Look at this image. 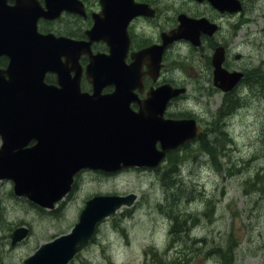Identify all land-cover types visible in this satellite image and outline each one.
Returning <instances> with one entry per match:
<instances>
[{"label":"water","instance_id":"water-1","mask_svg":"<svg viewBox=\"0 0 264 264\" xmlns=\"http://www.w3.org/2000/svg\"><path fill=\"white\" fill-rule=\"evenodd\" d=\"M6 1L0 0V55L9 57L7 67L0 68V179H11L16 194L53 207L69 192L79 170L113 172L123 167L155 166L166 151L197 133L194 119L163 117L166 105L185 91L183 87L162 84L150 92L148 99L139 102V111L130 108L131 101H136L132 89L141 82L139 58L148 51L134 54L136 62L125 67L129 72L121 69L120 56L128 48L130 20L136 15H153L147 4L100 0L103 10L94 15L95 24L87 31L90 40L76 41L37 30L39 17L57 16L62 5L72 0H63L61 6L47 11L38 8L35 0H16L15 5ZM210 1L220 9L241 8L234 0ZM178 19L179 26L166 35L169 39L165 36L164 43L186 38L197 45L205 23L206 31L215 27L204 17L180 14ZM99 39L110 46L109 55H92L89 46ZM82 52L91 56L88 73L94 76L96 86L92 95L80 90L78 72L71 76ZM160 60L158 51L156 65ZM213 63L216 85L225 87L222 82L228 76L233 81L237 79V74H228L221 67L217 55ZM48 72L56 73L57 84L45 81ZM111 81L118 83L116 92L101 95L102 86ZM126 85L132 89L123 97L122 93L129 91ZM157 141L162 144L160 150ZM135 197L133 193L93 196L69 233L41 245L24 264H67L88 244L101 219L122 205L132 204ZM26 233V228L17 229L12 234L13 241Z\"/></svg>","mask_w":264,"mask_h":264},{"label":"rangeland","instance_id":"rangeland-1","mask_svg":"<svg viewBox=\"0 0 264 264\" xmlns=\"http://www.w3.org/2000/svg\"><path fill=\"white\" fill-rule=\"evenodd\" d=\"M174 4L187 9L201 8L182 0ZM257 20L253 29L260 35L250 52L258 53L260 61L264 60V19ZM152 27L148 22H138L136 31L149 32ZM190 53L182 45L174 47L173 54L169 53L173 66L167 69L176 79L187 78L192 83L185 106L204 107L205 99L198 91L195 74L199 72L200 53L192 52L188 58L194 63L179 59L180 55ZM261 98L260 94L256 129L249 125L255 116L244 111L240 121L238 115L231 132L234 143L226 144L223 152L222 135L211 120L206 138L215 146L214 156L191 146L186 153L184 150L174 155L172 173L166 178L163 172L172 163L157 170H124L109 178L84 171L66 203H59L51 212L22 201L11 204L6 199L0 210V264H24L23 260L43 242L68 231L77 221L85 200L93 194L130 192L138 196L134 205L106 220L98 230L96 244L70 264H264V168L253 174L256 165L264 163ZM254 154L258 163L253 160ZM173 178L182 183L169 185L168 180ZM210 199L212 204L207 206ZM175 211L183 217L185 212L192 216L184 234L170 231ZM19 226L28 227L29 234L12 245L11 233Z\"/></svg>","mask_w":264,"mask_h":264},{"label":"flooded vegetation","instance_id":"flooded-vegetation-1","mask_svg":"<svg viewBox=\"0 0 264 264\" xmlns=\"http://www.w3.org/2000/svg\"><path fill=\"white\" fill-rule=\"evenodd\" d=\"M76 7L79 8L78 0H75ZM87 12L99 11L101 6L99 0H82ZM138 3H146L154 10V15H140L134 17L129 25L128 32L131 37V43L127 52L121 53V59L126 63L131 64L135 61L133 53L146 47L160 44L163 41V34L172 31L178 26V15L186 13L193 17L207 18L210 23L216 27H208L201 30L200 44L197 46L190 45L191 43L185 39L175 40L168 43L163 50L161 59V69H155V62L151 55L143 56L140 61L141 73L143 74L142 91L136 89L138 99L144 100L150 89L158 87L164 82H169L174 86H185L187 90L184 94L174 98L167 106L165 117L169 118H194L197 120L198 128L202 129L197 135L187 141L184 145L178 148V152H182L183 148L188 145L196 146L203 144L206 140L207 124L213 120L217 122L219 129L224 135L231 136L232 127L236 123L238 115L242 121V115L245 111L246 115L255 116V119L250 121L249 125L253 126V130L258 126L256 109L260 108L259 99L262 96L264 103V60L259 61L258 53L250 52V48L255 44L260 33L253 29L257 19H264V0H237L241 8L238 11H218L211 5L208 0L198 2L195 0H182L183 3L189 2L196 9H187L183 5L176 7L175 1L179 0H135ZM43 8H47L46 0H40ZM164 17V21H159ZM163 21V22H162ZM138 22H148L153 27L149 32L136 31ZM92 18L88 14L83 16L79 13L64 11L61 16L56 19H41L39 28L43 31H53L56 34H66L70 37L87 39L86 30L92 26ZM211 30H214L211 33ZM264 37V34H263ZM184 45L191 52L188 57H191L192 52L200 53L197 67L199 69L197 75L198 90L200 87L201 93L205 99L204 107L199 104L194 105L190 110L185 111V104L188 102V86L190 81L185 78L183 80L176 79L170 75L169 66L172 65L171 56L174 47ZM184 47V48H185ZM222 47V49H221ZM94 52H109L108 46L103 41L93 43ZM215 52L222 61V67L228 73H236L240 77L231 85V78L225 79L224 86L226 89L217 88L214 85V65L213 56ZM194 63L193 60H189ZM89 62V56L84 54L81 56V63L85 67ZM192 71L194 66L190 64ZM160 68V67H159ZM93 84L86 77L85 72L82 76L81 88L82 91H93ZM113 84H108L103 87V93H110L114 90ZM224 88V87H223ZM208 98V102H206ZM261 103V106H262ZM131 108L139 110L140 104L132 101ZM185 109V110H184ZM264 124V121L261 122ZM215 126V125H213ZM228 138V137H227ZM159 146V145H158ZM10 181H0V209L3 207L4 201L9 199L5 193V186L10 185ZM17 197L10 194V203L15 202Z\"/></svg>","mask_w":264,"mask_h":264},{"label":"trees","instance_id":"trees-1","mask_svg":"<svg viewBox=\"0 0 264 264\" xmlns=\"http://www.w3.org/2000/svg\"><path fill=\"white\" fill-rule=\"evenodd\" d=\"M7 62V59H1L0 60V64L1 65H4L5 63ZM48 80H50V81H54V76H52V75H49L48 76ZM202 147H203V149L206 151V154L207 155H213L214 156V153L216 152V149H215V146L213 145V144H210L209 142H208V139L206 138V140L204 139V143L202 144ZM173 156V155H172ZM174 159V158H173ZM172 159V157H171V159H170V161H169V163H172L171 165H170V167L169 168H165V171L163 172V176L166 178V176L168 175V176H170L171 175V173H172V169L170 170V168H172V165H173V163H174V161H175V159L173 160ZM177 165V164H176ZM178 166V165H177ZM180 168V167H179ZM169 181V185H177L178 184V181L179 182H181V180H179V179H171V180H168ZM182 183V182H181ZM206 203H208V205L207 206H210L211 204H212V199H210L208 202H206ZM171 208V207H170ZM181 213H182V211H181ZM185 214H186V216H182V214H179V212L177 211H175L171 216L173 217V219H174V221H173V224H172V227L170 228V231H171V233L173 234V233H176V234H180V233H185L186 231H185V229H186V226H187V221H188V219H189V217H191V216H189L186 212H185ZM180 220H182V224L180 225V224H178L179 223V221ZM220 249H217V253H220ZM233 264H236L235 262L233 263Z\"/></svg>","mask_w":264,"mask_h":264},{"label":"bare ground","instance_id":"bare-ground-1","mask_svg":"<svg viewBox=\"0 0 264 264\" xmlns=\"http://www.w3.org/2000/svg\"><path fill=\"white\" fill-rule=\"evenodd\" d=\"M0 7H2V5H0ZM0 12H1V8H0Z\"/></svg>","mask_w":264,"mask_h":264}]
</instances>
